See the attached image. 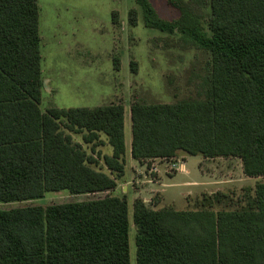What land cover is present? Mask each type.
I'll return each instance as SVG.
<instances>
[{
	"label": "trees",
	"instance_id": "obj_1",
	"mask_svg": "<svg viewBox=\"0 0 264 264\" xmlns=\"http://www.w3.org/2000/svg\"><path fill=\"white\" fill-rule=\"evenodd\" d=\"M145 27L179 35L176 45L210 59L198 97L174 104L134 98L131 156L141 165L180 153L239 159L246 177L264 180V0H166L178 18H161L150 0H134ZM129 24L137 27L139 11ZM38 0H0V205L33 203L49 193L113 192L125 176L122 104L41 109L43 59ZM119 25V13L112 14ZM136 62L131 63L136 71ZM115 69L120 58L114 59ZM107 144L113 176L75 143ZM227 194H204L194 209L150 207L112 195L48 206L0 209V264H264V181L233 210Z\"/></svg>",
	"mask_w": 264,
	"mask_h": 264
},
{
	"label": "rangeland",
	"instance_id": "obj_2",
	"mask_svg": "<svg viewBox=\"0 0 264 264\" xmlns=\"http://www.w3.org/2000/svg\"><path fill=\"white\" fill-rule=\"evenodd\" d=\"M38 1L43 79L46 82L41 109L46 112L51 108L122 104L126 110L125 176L110 193L79 196L66 191L49 193L32 204L0 205V209L33 204L48 206L112 195L126 197L132 219L133 203L140 197L149 200L147 204L155 209L172 206L177 210H189L196 207L204 194L222 192L230 196L233 203L218 206L216 210H233L248 192H254L258 182L264 181L246 177L239 159H206L201 155L180 153L173 160H156L144 167L131 156L130 108L134 98L148 104H174L197 98L199 79L196 75L203 72L210 59L208 53L197 49L183 50L176 45L179 35L145 27L142 11L134 0ZM150 2L161 18H178L179 12L166 0ZM133 8L139 11L137 27L129 24L128 14ZM114 12L119 13V25L113 22ZM115 57L120 58L118 70L114 67ZM132 62L137 64L136 71L131 67ZM72 136L75 143L82 144L97 160L96 169L114 177L102 159L104 155L112 154L104 136L102 140L106 145L96 148V152H101L99 156L91 153L93 146L84 143L83 134ZM159 181L169 185L165 194L160 191V183L157 185ZM140 192H143L141 196ZM135 235L133 228L131 264H136Z\"/></svg>",
	"mask_w": 264,
	"mask_h": 264
},
{
	"label": "crops",
	"instance_id": "obj_3",
	"mask_svg": "<svg viewBox=\"0 0 264 264\" xmlns=\"http://www.w3.org/2000/svg\"><path fill=\"white\" fill-rule=\"evenodd\" d=\"M142 166L145 167L146 165H142ZM156 170H157V169H156ZM158 170H159V168H158ZM159 171H160V173H161V170H159ZM144 173H145V171H144ZM144 173H140V174H144ZM140 174H139V175H140ZM142 183L145 184V183H149V182H145V181H143ZM159 183H160V184H159ZM153 184H154V183H153ZM158 184H159L160 186H159ZM157 185H158L159 187H161L160 191H161V192L163 191V194H165V189H168V187H169V185L163 184V182H160V181L157 182ZM153 186H156V185H153ZM156 191H157V190H156ZM158 191H159V190H158ZM142 193H143V192H142ZM142 193L140 192V196H141ZM140 198H142V199L144 200L145 203H147V202L149 201V200H147V199L144 198V197H140Z\"/></svg>",
	"mask_w": 264,
	"mask_h": 264
},
{
	"label": "water",
	"instance_id": "obj_4",
	"mask_svg": "<svg viewBox=\"0 0 264 264\" xmlns=\"http://www.w3.org/2000/svg\"><path fill=\"white\" fill-rule=\"evenodd\" d=\"M44 87H46V82H44Z\"/></svg>",
	"mask_w": 264,
	"mask_h": 264
}]
</instances>
